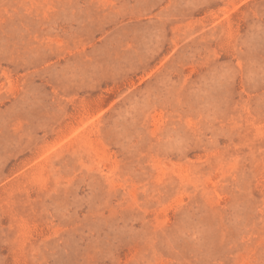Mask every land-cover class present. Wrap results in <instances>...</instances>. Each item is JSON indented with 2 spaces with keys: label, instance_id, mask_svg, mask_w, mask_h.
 I'll return each mask as SVG.
<instances>
[{
  "label": "rangeland",
  "instance_id": "374dc122",
  "mask_svg": "<svg viewBox=\"0 0 264 264\" xmlns=\"http://www.w3.org/2000/svg\"><path fill=\"white\" fill-rule=\"evenodd\" d=\"M0 264H264V0H0Z\"/></svg>",
  "mask_w": 264,
  "mask_h": 264
}]
</instances>
